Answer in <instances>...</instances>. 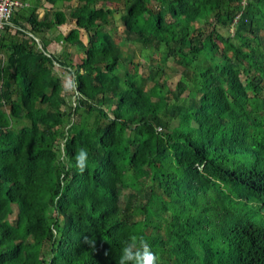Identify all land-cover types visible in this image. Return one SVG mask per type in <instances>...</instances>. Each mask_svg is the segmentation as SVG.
<instances>
[{"label":"trees","instance_id":"trees-1","mask_svg":"<svg viewBox=\"0 0 264 264\" xmlns=\"http://www.w3.org/2000/svg\"><path fill=\"white\" fill-rule=\"evenodd\" d=\"M66 23L76 52L56 57ZM12 25L0 264H117L133 231L157 264H264V0H34ZM130 44L158 53L149 70Z\"/></svg>","mask_w":264,"mask_h":264},{"label":"rangeland","instance_id":"rangeland-1","mask_svg":"<svg viewBox=\"0 0 264 264\" xmlns=\"http://www.w3.org/2000/svg\"><path fill=\"white\" fill-rule=\"evenodd\" d=\"M22 4H29L28 7H19L14 10V15L13 19L10 21L9 26H13V20H20L24 16H29L31 9H32V4L34 0H18ZM25 2V3H24ZM25 6V5H24ZM74 6V4H73ZM112 7H116L115 4L111 5ZM66 14H69V9H66ZM54 10H51L48 5L41 6L39 8V15L40 19L42 20H49L53 16ZM117 18L116 21H118V16L115 15ZM67 25L64 27H55L54 29L48 31L45 34V40L49 43L48 49L51 53H53L56 57L63 55L64 53L69 52L70 54H75L76 50L73 48L66 49L61 43H58V40L61 36L65 35L69 29H71L72 24L71 23H66ZM3 36L6 35V31H2L1 33ZM44 38V37H43ZM81 42L86 44L88 41L87 35L84 32H81ZM126 47H129L126 46ZM131 49L135 51V60L139 61L142 66L143 70H149V56L151 55L153 57L157 58V52L155 50H147V49H142L138 45H131ZM75 51V52H74ZM160 56V55H159ZM168 71H167V77H168V82L175 84L176 81L179 78V74L181 72L180 67H178L175 63H173L171 60L168 61ZM58 70V71H57ZM56 72L58 75L65 76L62 71H60L58 68L56 69ZM177 75V76H176ZM65 85H68V81H64Z\"/></svg>","mask_w":264,"mask_h":264},{"label":"clouds","instance_id":"clouds-1","mask_svg":"<svg viewBox=\"0 0 264 264\" xmlns=\"http://www.w3.org/2000/svg\"><path fill=\"white\" fill-rule=\"evenodd\" d=\"M239 16L236 17L234 25L237 23ZM231 36L234 35L233 28L229 32ZM74 166L80 172H84L88 167V152L86 149L81 148L75 156ZM69 166H72L71 163ZM84 243L89 247H95V242L90 241L88 237L84 238ZM117 264H157V256L152 251V248L147 239L138 232H131L123 242L120 250V255L117 259Z\"/></svg>","mask_w":264,"mask_h":264},{"label":"built area","instance_id":"built-area-1","mask_svg":"<svg viewBox=\"0 0 264 264\" xmlns=\"http://www.w3.org/2000/svg\"><path fill=\"white\" fill-rule=\"evenodd\" d=\"M23 6L18 0H0V33L13 19L14 10Z\"/></svg>","mask_w":264,"mask_h":264},{"label":"water","instance_id":"water-1","mask_svg":"<svg viewBox=\"0 0 264 264\" xmlns=\"http://www.w3.org/2000/svg\"><path fill=\"white\" fill-rule=\"evenodd\" d=\"M40 48V47H39Z\"/></svg>","mask_w":264,"mask_h":264}]
</instances>
